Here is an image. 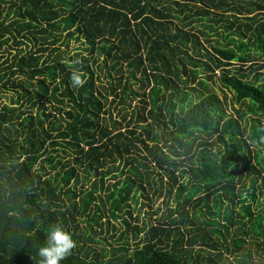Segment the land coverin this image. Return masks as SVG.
I'll list each match as a JSON object with an SVG mask.
<instances>
[{"label": "trees", "instance_id": "1", "mask_svg": "<svg viewBox=\"0 0 264 264\" xmlns=\"http://www.w3.org/2000/svg\"><path fill=\"white\" fill-rule=\"evenodd\" d=\"M192 23L208 47L184 30ZM225 65L231 114L200 76ZM4 91L37 108L0 106V264H34L50 224L76 242L61 264H231L230 246L237 264H256L251 251L264 253V0H0ZM134 98L138 124L113 131L111 110ZM147 188L173 204L131 227ZM120 218L119 246L96 251L89 232Z\"/></svg>", "mask_w": 264, "mask_h": 264}, {"label": "rangeland", "instance_id": "2", "mask_svg": "<svg viewBox=\"0 0 264 264\" xmlns=\"http://www.w3.org/2000/svg\"><path fill=\"white\" fill-rule=\"evenodd\" d=\"M199 28L200 27H199V25H197V23H192L191 25L184 27V30L187 31L188 33H194L196 35H199L198 39L202 42L203 46L208 47V44L205 43V38L202 37V35L198 32ZM206 38L212 39V38H214V35L211 34L209 37H206ZM76 46H77L76 43H74V42L70 43L71 49H73ZM61 48H62V46H61ZM70 54L72 55L73 51H71ZM98 64L102 65L101 64V58H99ZM234 68L235 67L229 66V65H225L223 67H214V71H213L210 79L203 77V74H205V72L202 71L200 74L202 79H204L208 82L209 90H212L213 92H215L217 94V96L223 101L224 106H226V111L229 114H231L233 112L234 108L238 109V104L234 101L232 93L221 85V83L219 81V76L225 70H229L230 73H233ZM102 74H104L103 71L101 73V83L106 84L109 81V79L102 76ZM208 76H209V74H208ZM98 83H100V82H98ZM137 86L138 85H135L134 88H136ZM193 86H194V88H197V85L195 83ZM13 93H14L13 91L1 92L0 93V106L2 104L6 103V104H9L11 106H15L17 108L19 107L20 111H22V110L26 111V112L31 111L32 113H35L37 105L33 106L34 108H30L29 104L26 103L25 101H23L22 99H19L18 103L13 104L11 102V98H14V100H15V96L13 95ZM110 99H111V96H109L108 100H110ZM138 103H139L138 98H134L132 100H128L127 109L125 108L126 111L122 110V106L113 108L110 112L111 113V119H110V121H108V127L112 128L113 131H116L118 128H120L122 130L123 127H127V126H125V124L127 122L130 123V125L128 126L129 128L135 127L138 124V121H136L135 118L133 120L130 119V116L132 115L131 114L132 109L134 108V106H137ZM138 107H139V105L136 108H138ZM52 111H55V110L52 108ZM113 122L119 123V124L115 125L116 130L113 129V127H112ZM60 154H62V153H60ZM61 156L63 157V155H61ZM181 168L182 167H179L176 172H178V170H180ZM106 183L111 184L112 181L106 180ZM261 184H262V182L259 179L257 184H256V188H260V191L262 192V194L259 193L258 189L255 190V194L258 197L259 202H261L262 206H264V187ZM175 188H176V185H175ZM146 190H147V193H144V195H140L139 202H138L137 206L129 209L130 213H131V217H129L128 215L125 216L128 219V221L130 222L131 227L135 226V225L141 226L142 221L145 222L147 225H149L150 223L153 224L154 222H157L158 219H161V218L167 216L168 207H170L173 204V200H172V198H174L173 192H172L170 197L166 198L165 195H161V196L153 195V190H150L148 188ZM145 197H147L148 199H146ZM165 202L167 205L165 204ZM258 208H260V207H258ZM104 216H105L106 220L109 219V216L107 215V213H105ZM137 218H139V220ZM163 221L168 222L169 220L163 219ZM111 222H112V224H114L116 226V231H114V232L112 231L110 233H106V229H105L104 224L101 227H97V228L93 227V229L95 230V234H92V232H89V235L92 236L93 239H95L96 241H99V243H95L92 245V247L96 251H99V249L101 247L105 248L107 251H109V249L111 247L119 246V243L116 241V239H117L118 235L123 233L124 229H127V227L122 223V218H120L118 222H115V221H111ZM84 229L89 231V229L84 224V222L79 223L76 235L78 234L79 236H81L82 231ZM142 235H143V233H141V236ZM101 240L104 241V244L101 242ZM259 241L264 242V239L262 238ZM134 244H135L134 240L130 239L129 245L132 246ZM226 255L228 256L229 262L231 264H237L236 259L240 258L239 260H241L242 254H241V252L234 253V250L230 246V251L227 252ZM111 258H112L111 255L108 254L107 256H105L103 258V262H106L107 260H109ZM251 258H252L253 262L254 261L256 262V264H264V253L261 251V249H256V253L251 251ZM226 264H228V262H226Z\"/></svg>", "mask_w": 264, "mask_h": 264}, {"label": "clouds", "instance_id": "3", "mask_svg": "<svg viewBox=\"0 0 264 264\" xmlns=\"http://www.w3.org/2000/svg\"><path fill=\"white\" fill-rule=\"evenodd\" d=\"M79 63V61H76ZM85 83L79 71H74L70 75V85L79 88ZM75 247V242L71 234L60 224H50L44 233L43 243L36 247L34 264H61L67 258L71 250Z\"/></svg>", "mask_w": 264, "mask_h": 264}]
</instances>
